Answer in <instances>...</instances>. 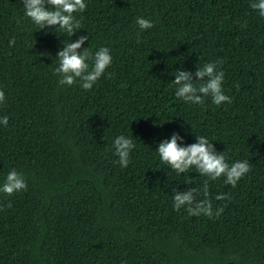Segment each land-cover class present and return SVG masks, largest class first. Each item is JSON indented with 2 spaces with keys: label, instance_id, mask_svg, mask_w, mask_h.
<instances>
[{
  "label": "trees",
  "instance_id": "16d2710c",
  "mask_svg": "<svg viewBox=\"0 0 264 264\" xmlns=\"http://www.w3.org/2000/svg\"><path fill=\"white\" fill-rule=\"evenodd\" d=\"M77 15L70 39L85 31L84 46L112 53L89 90L52 72L68 37L0 0V178L15 167L27 179L0 193V264H264V17L249 0H87ZM141 15L151 28L139 31ZM209 59L222 61L231 103L177 98L172 70ZM130 131L137 147L121 168L111 140ZM173 131L251 164L235 187L209 181L211 217L172 207V185L204 180L160 163L156 142Z\"/></svg>",
  "mask_w": 264,
  "mask_h": 264
},
{
  "label": "clouds",
  "instance_id": "9594fccd",
  "mask_svg": "<svg viewBox=\"0 0 264 264\" xmlns=\"http://www.w3.org/2000/svg\"><path fill=\"white\" fill-rule=\"evenodd\" d=\"M87 6V0H22L23 16L32 25L45 32L51 31L61 39L62 45L53 58L56 63L52 72L57 76L59 85H72L77 82L84 90H89L97 82L105 70L112 63V53L107 46H99L92 50L88 43V33L70 39L78 30L83 29L81 21ZM249 7L264 17V0H249ZM135 24L139 31L151 28L153 20L147 16L135 17ZM59 33V35H58ZM139 35V32L137 33ZM16 43L15 36L8 39L11 47ZM219 59L202 62L195 65L194 70L183 66L172 70V84L174 95L185 103L200 105L206 97L211 98L215 105L231 103L232 97L226 94L223 86L224 71L219 65ZM195 78V79H194ZM5 94L0 90V103H3ZM8 115H0V126H7ZM182 127V126H181ZM195 141L185 143L184 135L173 131L167 138L156 142L154 152L162 165L175 172L177 176L185 174L189 169H195L202 177L203 183L199 186H186L178 189L171 186L172 207L179 210L182 206L189 215L204 214L211 217L213 213L212 201L209 199V181L223 177V183L235 187L238 180L246 175L251 168L248 159H230L225 150L218 151L207 135H196ZM136 138L131 134L120 132L111 140V150L116 157L114 162L121 168L130 162L131 153L136 149ZM179 183V181H177ZM186 185L185 181L183 180ZM27 179L22 171L15 167L9 169L0 178V193L12 194L25 189ZM226 193H218L215 199L225 197ZM220 209L215 210L219 214ZM121 264H126L121 261Z\"/></svg>",
  "mask_w": 264,
  "mask_h": 264
}]
</instances>
